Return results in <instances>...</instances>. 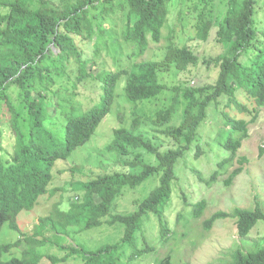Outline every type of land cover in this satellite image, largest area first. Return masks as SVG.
Segmentation results:
<instances>
[{
	"label": "trees",
	"instance_id": "obj_1",
	"mask_svg": "<svg viewBox=\"0 0 264 264\" xmlns=\"http://www.w3.org/2000/svg\"><path fill=\"white\" fill-rule=\"evenodd\" d=\"M38 1V6L30 8L26 0H13L8 3L7 11L0 13V124L14 133V147L11 151L3 150V155L0 154V229L8 222L10 228L19 230L18 214L22 210H31L38 197L48 191L47 185L52 177L51 168L54 162L66 159L75 148L87 142L110 111L120 77H125L124 93L127 101L133 103L134 107L138 102L153 98L166 89V85L159 79L163 69L160 64L163 61L137 59L146 50L149 41L160 40L169 5L177 0H73L72 3L61 0L64 3L59 7L51 4L50 0ZM179 1L185 3L195 0ZM199 1H203L200 8L198 3L193 2L194 9L199 10L195 26L197 35L201 40H206L210 28L215 25L214 16L210 13L212 0ZM256 1L228 0L223 16L216 21V40L222 47V53L216 56L219 62L216 81L203 87H186L183 96L187 103L182 121L179 125L163 131L175 137L184 136L186 145L160 152L155 145L136 133L143 117L133 112L128 127L113 129L112 139L105 147L106 151L127 155L131 149L144 148L155 155L158 163L151 165L133 161L130 165L140 167L136 173H106L90 181L78 183L77 188L83 192L82 201L68 211L55 207L50 214L41 217L34 227L35 237H25L26 246L21 255L4 257L20 247L19 239L0 242V264H39L42 255L36 251V245L52 239L59 243L68 235V226L71 225L78 226L79 230L101 226L102 218L110 213L125 187H137L156 173L157 185L139 202L134 213L111 215L109 224L124 225L123 236L117 242L93 251L79 249L78 244L69 242L70 249L66 244L59 245L64 250L63 256H47L49 264H54L71 257L77 259L79 252H82V261L77 264H114L118 259L113 256L114 251L127 245L135 247L136 232L141 229L142 219L148 213L157 214L162 222V205L170 196L173 166L189 148L198 127L205 121L208 105L223 94L227 96L225 107L234 106L240 112L252 115L249 120H228V138L224 147L229 154L217 162L216 168L205 180L207 185L214 182L237 159L239 165L224 180V185L231 184L234 177L242 171V164L248 162L246 157H236L237 150L248 136L249 122L255 120L259 108L264 105V26L261 30L256 26ZM117 11H123L120 15L123 19L121 33L124 39L135 46L127 54L130 63L127 68L96 74L101 75L100 104L90 106L82 113L68 114L64 119L61 135L49 125L51 114L46 110L49 102L45 96L50 85L56 81L61 82L65 77V65H60L59 70L52 72L40 63L46 51L53 54L52 49L57 48V55L64 53L67 46L74 48L78 59L81 54L76 39L84 42V37L90 40L95 37L92 45L96 48L100 34L106 29L97 21L99 16L118 14ZM168 51L177 64L185 65L196 60L186 47L171 44ZM244 55H249L247 63L242 62ZM34 65L41 68L35 70ZM85 71H82L84 76L91 74H86ZM78 75L77 73V77ZM209 90L211 91L208 92ZM237 90L246 95L250 107L239 101ZM13 92L16 93L17 104L13 103L14 98L10 96ZM194 105L197 106L195 113L192 111ZM173 109V104L160 109L155 120L150 119L151 122L159 125L168 121L169 113ZM1 142L0 139V148ZM263 151L264 148H260V154ZM205 204L204 199L193 203L191 216L199 218ZM227 217L235 218L237 235L245 237L258 220L264 221V211L258 202L252 209L235 207L230 212L218 210L203 221V228L207 230L218 219ZM44 232L52 233L51 237H44ZM167 232V227L162 223L161 238L165 239ZM36 236H41L44 241L41 242ZM228 264H264V248L245 252L237 247L233 250Z\"/></svg>",
	"mask_w": 264,
	"mask_h": 264
},
{
	"label": "rangeland",
	"instance_id": "obj_2",
	"mask_svg": "<svg viewBox=\"0 0 264 264\" xmlns=\"http://www.w3.org/2000/svg\"><path fill=\"white\" fill-rule=\"evenodd\" d=\"M11 1L13 0H0V13L7 11V5ZM26 2L30 8L39 5L38 0H26ZM65 2L72 3L73 0ZM193 2L198 3V8L203 6V1L199 0L185 3L177 0L169 5L160 40L149 41L148 47L137 59V61H163L160 64L163 69L159 79L166 85V89L153 98L138 102L134 107L133 103L127 101L124 93L125 77L118 79L116 97L110 111L87 142L75 148L66 159L54 162L51 168L52 177L47 185L48 191L38 197L31 210H22L18 214L19 230L10 228L8 222L2 225L1 243L17 239L21 242L20 247L5 254V258L22 254L26 246L25 237H35L33 235L35 225L41 217L50 214L53 208L68 211L82 201L83 192L77 188L78 183L90 181L106 173H128V171L136 173L140 167L130 165L133 161L151 165L158 163L155 155L148 153L144 148L131 149L127 155L106 151L105 147L112 139L113 129L128 127L133 112L143 117L136 133L155 145L160 152L186 145L184 136L175 137L163 131L179 125L182 121L187 103V99L183 96L186 87H203L216 81L219 73L216 56L222 53V47L216 40V21L223 16L228 0L211 1L210 13L214 16L215 25L210 28L206 40H201L197 35L195 23L198 21L199 10L194 9ZM50 3L59 7L64 2L50 0ZM254 8L256 26L261 30L264 26V0H257ZM117 12L118 14L110 13L107 17L99 16L97 21H100L106 29L100 34L99 45L96 48L92 45L95 37H92V40L84 37V42L76 39L81 54L78 59L74 48L67 46L64 53L57 55H55L57 48L52 49L53 54L46 51L40 63L52 72L59 70L60 65H65L63 69L66 70L65 77L61 82L56 81L50 85V90L46 91L45 96L49 102L46 110L51 114L49 125L61 135H63L64 119L68 114L82 113L90 106L100 104L101 75L96 74L127 68L130 63L127 54L135 46L124 39L121 33L123 19L120 15L123 11ZM259 37L262 38V35L259 34ZM171 44L186 47L196 60L185 65L177 64L174 57L169 55ZM241 59L243 63H247L249 55H244ZM33 68L39 70L41 67L34 65ZM82 71L91 74L84 76ZM10 96L11 98L13 96L15 103L16 93L13 92ZM236 96L239 101L251 106L246 95L240 90L236 91ZM226 100L227 96L223 94L208 105L205 121L198 127L196 136L189 143V148L175 162L170 196L162 205V222L157 214L148 213V216L142 219L141 229L136 232L135 247L127 245L114 251V258H118L114 264H228L233 250L237 247L245 252L264 248L262 220H258L245 237L237 235L233 217L218 219L209 229L203 228V221L218 210L230 212L235 207L252 209L258 202L264 211V151L262 154L259 152L260 148H264V105L259 108L255 120L249 122L248 136L237 150L236 157H246L248 160L247 163L242 164V171L234 177L230 185H224L228 174L239 165L237 159H234L226 172L217 180L209 185L205 183L216 168L217 162L229 154L224 147L228 138V120L240 118L249 120L252 116L240 112L234 106L225 107ZM171 104L174 105V109L169 113L168 121L159 125L151 122L150 119L155 120L156 113L160 109ZM192 111L194 113L197 111L196 105L192 106ZM0 139L2 141L0 154L3 155V150L8 152L14 147L13 130L0 124ZM157 183L158 175L154 173L137 187H125L118 195L110 213L102 218L101 226L79 230L78 226L71 225L68 226V235L59 243L52 239L36 245V251L42 255L39 264H49L48 254L63 256L64 250L59 247L60 244H66L70 249L68 245L72 242L73 245L78 244L79 249L93 251L103 245L117 242L123 236L124 225L109 224L111 215L134 213L138 209L139 202ZM201 199L206 202L205 208L199 218H193L191 216L193 203ZM162 223L168 229L165 239L160 236ZM51 234L44 232L43 236L50 238ZM36 238L41 239V242L44 241L41 236ZM136 249L141 252H137ZM82 255L83 253L79 252L77 259L71 257L54 264H77L82 261Z\"/></svg>",
	"mask_w": 264,
	"mask_h": 264
}]
</instances>
